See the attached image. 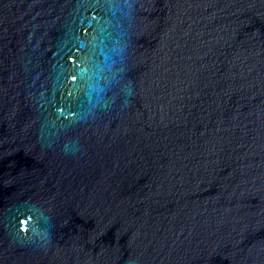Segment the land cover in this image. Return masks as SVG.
Here are the masks:
<instances>
[{
	"label": "water",
	"instance_id": "obj_1",
	"mask_svg": "<svg viewBox=\"0 0 264 264\" xmlns=\"http://www.w3.org/2000/svg\"><path fill=\"white\" fill-rule=\"evenodd\" d=\"M0 264H264V0H0Z\"/></svg>",
	"mask_w": 264,
	"mask_h": 264
}]
</instances>
